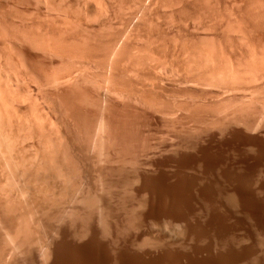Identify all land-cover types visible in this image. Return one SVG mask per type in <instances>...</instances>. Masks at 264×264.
<instances>
[{
    "label": "rangeland",
    "instance_id": "rangeland-1",
    "mask_svg": "<svg viewBox=\"0 0 264 264\" xmlns=\"http://www.w3.org/2000/svg\"><path fill=\"white\" fill-rule=\"evenodd\" d=\"M49 1L0 0V22H2L0 23V73L3 74H0V80L2 77L4 78L0 81V94H2L0 98L3 96L0 100L2 102L0 115H3L0 117V186L3 185L0 187V224L2 225H0V264H6L8 260L7 264H264V0H209L207 2L206 0H92L94 4L90 0ZM103 1L105 2L103 3ZM56 11L61 13L58 14ZM251 17L253 18L251 19ZM254 21H257L258 24ZM47 22L50 23L45 25ZM77 24H80L82 29ZM236 26L240 29H237ZM69 29H72L73 32L72 30L69 32ZM13 36L14 42L11 41ZM8 37L9 39H7ZM23 38H26L24 40L27 42L23 41ZM239 38L242 41H239ZM62 40L66 41L62 43ZM237 44L242 45L243 48ZM203 45L204 47H202ZM9 47L10 49H8ZM69 47L72 49H68ZM12 52L13 54H11ZM110 63L112 64L110 65ZM59 64L62 66L61 71ZM21 66L23 67L21 68ZM57 68L60 72L56 70ZM249 68L255 69L250 70ZM223 70L225 71L223 72ZM6 71L9 76L6 75ZM243 73L246 77L243 76ZM13 75L18 80H14ZM233 76L235 77L233 78ZM28 78L30 80L33 78L32 82ZM84 79L86 80L84 81ZM20 80L25 82L23 81L22 84ZM15 81H18V86ZM34 81L35 83H33ZM46 82L47 84H45ZM50 82L54 85H51ZM1 83L4 85L2 86ZM102 83L103 85H101ZM15 86L18 87L16 90ZM13 89L15 91L12 92ZM10 91L12 93L18 91L16 93L19 96ZM26 91L27 94L33 92L28 94L29 98L25 95ZM241 91L242 93H240ZM9 93L15 100L9 96ZM24 96L27 98L25 99ZM25 100L28 101L25 102ZM34 100L40 104L38 105ZM39 100L41 101L39 102ZM84 102L86 103L84 104ZM4 105L8 106L6 110H4ZM42 110L47 111L43 112ZM15 111L20 115L18 116ZM37 111L39 115H36ZM73 111H76L77 114L74 115ZM7 112H12L14 115L12 113L7 115ZM32 116L35 117L34 120ZM40 116L41 118H39ZM44 116L48 118L45 120ZM7 118L9 119L6 120ZM240 119H243L242 122ZM9 122L11 124H8ZM16 122L17 125H14ZM27 123H30L28 128L31 127L33 132L26 127ZM37 126L43 132L36 129ZM62 127L68 130H64ZM53 128L58 130L55 131ZM36 133L45 136L42 137ZM46 133H50L52 136ZM53 133L66 137L67 142L69 140L68 144L72 150L71 157L80 169L79 184L82 188H80L81 191H78L82 194L74 189L72 191V183H68L67 176L63 177L65 175L63 167H59L60 171L62 170L60 172L63 174L62 176L60 173L55 175L57 174L55 172L51 173L54 175L52 177L48 173V177L44 179L42 177L47 172L35 169L39 164V150L43 147L42 142L45 140L46 143L48 140L46 145L52 144L49 146L58 143L56 138L59 136L57 135V137ZM34 134L36 135L34 136ZM3 135L5 136L3 137ZM20 136L22 137L17 138ZM6 137L13 145L12 148H7L10 144L9 140L6 141ZM38 137L40 138L38 139ZM27 139L30 142H26ZM11 140L14 141V144ZM35 140L37 141L35 142ZM107 141L109 144L106 143ZM17 155L21 158L18 159ZM15 164L21 166L17 167ZM62 165L60 164V166ZM34 169L36 173H33ZM31 175L41 177L35 176L36 178L33 179L30 177ZM23 179L24 181H22ZM98 182L101 183V186ZM60 185L62 189H60ZM63 185H66V189ZM19 187H23L21 191L24 190V192H21ZM48 188L51 189L48 190ZM86 191L96 197L97 207H89L85 202ZM59 193H62V196ZM71 193H74V196ZM30 194L32 197L29 196ZM64 196L66 197L62 200ZM3 197H5V201ZM30 199L31 201H29ZM101 201L102 203H100ZM4 209L7 210L4 211ZM73 210L75 211L73 212ZM91 213L92 215H90ZM7 214L12 218H8ZM6 217L14 221H10L9 227L3 225V220ZM99 219L102 220L99 221ZM16 222H20V224ZM35 223L38 225L35 226ZM23 228L26 229L22 230ZM24 235L28 236H25L27 239L23 237ZM19 238L20 240H18ZM24 241H26V245ZM18 243L19 245L21 243L22 248ZM2 246L6 247L3 248L5 250L2 249ZM12 252L14 253L12 254ZM1 255L4 257L6 255V257L2 259ZM7 256L10 258L8 259Z\"/></svg>",
    "mask_w": 264,
    "mask_h": 264
},
{
    "label": "bare ground",
    "instance_id": "bare-ground-1",
    "mask_svg": "<svg viewBox=\"0 0 264 264\" xmlns=\"http://www.w3.org/2000/svg\"><path fill=\"white\" fill-rule=\"evenodd\" d=\"M17 1H18V0H17ZM23 1H24V0H23ZM35 1H36V0H35ZM45 1H46V0H45ZM48 1H49V0H48ZM60 1H61V0H60ZM75 1L77 2V0H75ZM90 1H91V3H92V0H90ZM100 1H102V0H100ZM111 1H112V0H111ZM114 1H115V0H114ZM128 1H129V0H128ZM149 1H150V0H149ZM155 1H156V0H155ZM164 1H167V0H164ZM164 1H163V2H164ZM203 1H204V0H203ZM207 1H209V0H206V2H207ZM237 1H238V0H237ZM242 1H243V0H242ZM247 1H248V0H247ZM9 2H10V1H9ZM37 2H38V1H37ZM49 2H50V1H49ZM53 2H54V1H53ZM53 2H52V3H53ZM57 2H58V1H57ZM62 2L65 3V1H62ZM70 2H71V1H70ZM83 2H84V1H83ZM83 2H82V3H83ZM86 2H87V1H86ZM97 2H98V1H97ZM104 2H105V1H103V3H104ZM106 2H107V1H106ZM173 2H175V1H173ZM180 2H181V1H180ZM196 2H197V1H196ZM22 3H23V2H22ZM33 3H34V2H33ZM35 3H36V2H35ZM39 3H40V2H39ZM39 3H38V4H39ZM64 3H63V4H64ZM67 4H68V3H67ZM67 4H66V6H67ZM77 4H78V3H77ZM80 4H81V3H80ZM85 4H86V3H85ZM92 4H94V3H92ZM99 4L101 5V3H99ZM99 4H98V5H99ZM115 4H116V3H115ZM120 4H121V2H120ZM140 4H141V3H140ZM147 4H148V3H147ZM182 4H183V3H182ZM184 4H185V3H184ZM202 4H203V3H202ZM206 4H207V3H206ZM49 5H50V4H49ZM49 5H48V6H49ZM87 5H88V4H87ZM90 5H91V4H90ZM96 5H97V4H96ZM122 5H123V4H122ZM151 5H152V4H151ZM162 5H163V3H162ZM188 5H189V3H188ZM237 5H238V4H237ZM48 6H46V7H48ZM60 6H61V5H60ZM105 6H106V5H105ZM110 6H111V4H110ZM168 6H169V5H168ZM168 6H167V7H168ZM181 6H182V5H181ZM203 6H204V5H203ZM10 7H11V6H10ZM56 7H57V6H56ZM61 7H62V6H61ZM80 7H81V6H80ZM83 7H85V5H83ZM96 7H97V6H96ZM106 7H107V6H106ZM153 7H154V6H153ZM171 7H172V6H171ZM178 7H179V6H178ZM193 7H194V6H193ZM205 7H206V6H205ZM207 7H208V6H207ZM237 7H238V6H237ZM239 7H240V6H239ZM13 8H14V7H13ZM21 8H22V7H21ZM65 8H66V7H65ZM77 8H78V7H77ZM161 8H162V7H161ZM183 8H184V7H183ZM202 8H203V7H202ZM208 8H209V7H208ZM222 8H223V7H222ZM6 9H7V8H6ZM31 9H32V8H31ZM67 9H68V8H67ZM78 9H79V8H78ZM78 9H77V10H78ZM97 9H98V8H97ZM99 9H101V8L99 7ZM117 9H118V7H117ZM144 9H145V8H144ZM170 9H171V8H170ZM174 9H175V8H174ZM197 9H198V7H197ZM259 9H260V8H259ZM13 10H14V9H13ZM46 10H47V8H46ZM50 10H51V9H50ZM54 10H55V9H54ZM54 10H53V11H54ZM57 10H58V9H57ZM77 10H76V12H77ZM106 10H107V9H106ZM111 10H112V9H111ZM157 10H158V9H157ZM165 10H166V9H165ZM165 10H164V11H165ZM172 10H173V9H172ZM172 10H171V11H172ZM180 10H181V9H180ZM260 10H261V9H260ZM44 11H45V9H44ZM51 11H52V10H51ZM51 11H50V12H51ZM61 11H62V10H61ZM70 11H71V9H70ZM80 11H81V10H80ZM88 11H89V10H88ZM94 11H95V10H94ZM99 11H100V10H99ZM99 11H98V12H99ZM102 11H103V10H102ZM108 11H110V10H108ZM138 11H139V10H138ZM166 11H167V10H166ZM184 11H185V10H184ZM194 11H195V10H194ZM199 11H200V10H199ZM202 11H203V10H202ZM46 12H49V11H46ZM56 12H57V11H56ZM56 12H54V13H55V15L57 16ZM68 12H69V11H68ZM84 12H85V11H84ZM111 12H113V11H111ZM158 12H159V11H158ZM192 12H193V10H192ZM197 12H198V11H197ZM212 12H213V11H212ZM218 12H219V11H218ZM11 13H12V12H11ZM14 13H15V12H14ZM54 13H53V14H54ZM57 13H58V12H57ZM60 13H61V12H59L58 14H60ZM77 13H78V12H77ZM81 13H83V12H81ZM87 13H88V12H87ZM87 13H85V14H87ZM100 13H101V12H100ZM100 13H98L99 16H100ZM151 13H152V12H151ZM244 13H245V12H244ZM251 13H252V11H251ZM259 13H260V12H259ZM26 14H27V13H26ZM42 14H43V13H42ZM44 14H45V13H44ZM62 14H63V13H62ZM88 14H90V13H88ZM103 14H105V12H103ZM116 14H117V13H116ZM171 14H172V13H171ZM176 14H178V13H176ZM184 14H185V13H184ZM194 14H195V12H194ZM210 14H211V13H210ZM222 14H223V12H222ZM245 14H246V13H245ZM253 14H254V12H253ZM257 14H258V13H257ZM262 14H263V13H262ZM48 15H49V14H48ZM48 15H47V16H48ZM55 15H54V16H55ZM65 15H66V14H65ZM69 15H70V14H69ZM73 15H74V14H73ZM82 15H83V14H82ZM93 15H94V14H93ZM101 15H102V14H101ZM105 15H106V14H105ZM212 15H213V14H212ZM249 15H250V14H249ZM39 16H40V15H39ZM45 16H46V15H45ZM63 16H64V14H63ZM71 16H72V15H71ZM103 16H104V15H103ZM107 16H108V14H107ZM126 16H127V15H126ZM194 16H195V15H194ZM217 16H218V15H217ZM239 16H240V15H239ZM242 16H243V15H242ZM251 16H252V15H251ZM254 16H255V15H254ZM20 17H21V16H20ZM26 17H27V16H26ZM26 17H25V18H26ZM73 17H75V16H73ZM144 17H145V16H144ZM163 17H164V16H163ZM214 17H215V16H214ZM227 17H228V16H227ZM237 17H238V16H237ZM47 18H48V17H47ZM49 18H50V17H49ZM75 18H76V17H75ZM83 18H84V17H83ZM85 18H86V17H85ZM87 18H88V17H87ZM107 18H108V17H107ZM132 18H133V17H132ZM198 18H199V16H198ZM233 18H234V17H233ZM248 18H249V16H248ZM252 18H253V17H251V19H252ZM260 18H262V17H260ZM9 19H10V18H9ZM44 19H45V18H44ZM59 19H60V17H59ZM99 19H101V18L99 17ZM124 19H125V18H124ZM129 19H130V18H129ZM189 19H190V18H189ZM216 19H217V18H216ZM256 19H257V18H256ZM35 20H36V18H35ZM71 20H72L71 22H73V19H71ZM85 20H86V19H85ZM89 20H90V19H89ZM130 20H131V19H130ZM167 20H168V19H167ZM237 20H238V19H237ZM253 20H254V19H253ZM45 21H46V20H45ZM50 21H52V20L50 19ZM53 21H54V19H53ZM57 21H58V20H57ZM60 21H61V20H60ZM77 21H78V20H77ZM86 21H87V20H86ZM94 21H95V19H94ZM126 21H127V20H126ZM162 21H163V20H162ZM192 21H193V20H192ZM194 21H195V20H194ZM219 21H220V20H219ZM257 21H258V20H257ZM257 21H256V22H257ZM27 22H28V21H27ZM78 22H79V21H78ZM78 22H77V23H78ZM84 22H85V21H84ZM102 22H103V21H102ZM213 22H214V21H213ZM222 22H223V21H222ZM222 22H221V23H222ZM254 22H255V21H254ZM256 22H255V23H256ZM261 22H262V21H261ZM0 23H2V22H0ZM48 23H50V22H47V24H45V25H48ZM61 23H62V22H61ZM66 23H67V21H66ZM171 23H172V22H171ZM210 23H211V22H210ZM232 23H233V21H232ZM241 23H242V22H241ZM7 24H8V23H7ZM43 24H44V23H43ZM68 24H69V23H68ZM257 24H258V22H257ZM261 24H262V23H261ZM54 25H55V24H54ZM77 25H79V27H80V24H77ZM102 25H104V24H102ZM155 25H156V24H155ZM218 25H219V24H218ZM236 25H237V24H236ZM239 25H241V24H239ZM253 25H254V24H253ZM40 26H42V25H40ZM43 26H44V25H43ZM49 26H51V25H49ZM190 26H191V25H190ZM233 26H234V23H233ZM256 26H257V25H256ZM261 26H262V25H261ZM29 27H30V26H29ZM29 27H28V28H29ZM37 27H39V26H37ZM54 27H56V26H54ZM109 27H110V25H109ZM123 27H124V26H123ZM223 27H224V26H223ZM250 27H251V26H250ZM31 28H32V27H31ZM59 28H60V26H59ZM77 28H78V27H77ZM80 28H81V27H80ZM118 28H119V27H118ZM158 28H159V26H158ZM177 28H178V27H177ZM197 28H198V27H197ZM203 28H204V27H203ZM224 28H226V27H224ZM227 28H228V27H227ZM236 28H237V26H236ZM238 28H239V27H238ZM238 28H237V29H238ZM252 28H253V27H252ZM39 29H40V28H39ZM43 29H44V28H43ZM47 29H48V28H47ZM67 29H68V28H67ZM75 29H76V26H75ZM81 29H82V28H81ZM208 29H209V28H208ZM239 29H240V28H239ZM244 29H245V27H244ZM250 29H251V28H250ZM260 29H261V28H260ZM3 30H4V29H3ZM7 30H8V29H7ZM14 30H15V29H14ZM35 30H36V28H35ZM56 30H57V28H56ZM65 30H66V29H65ZM71 30H72V29H71ZM71 30L69 29V32H70ZM89 30H90V29H89ZM103 30H104V29H103ZM106 30H107V29H106ZM135 30H136V29H135ZM176 30H177V29H176ZM234 30H235V29H234ZM10 31H11V30H10ZM10 31H9V32H10ZM15 31H16V30H15ZM25 31H26V29H25ZM30 31H31V30H30ZM43 31H44V30H43ZM53 31H54V30H53ZM63 31H64V30H63ZM74 31H75V30H74ZM80 31H81V30H80ZM87 31H88V30H87ZM224 31H225V30H224ZM253 31H254V30H253ZM257 31H258V30H257ZM1 32H2V31H1ZM11 32H12V31H11ZM19 32H20V30H19ZM45 32H46V31H45ZM51 32H52V31H51ZM55 32H57V31H55ZM64 32H65V31H64ZM72 32H73V30H72ZM84 32H85V30H84ZM97 32H98V31H97ZM108 32H109V31H108ZM113 32H114V31H113ZM132 32H133V30H132ZM236 32H237V31H236ZM247 32H248V31H247ZM249 32H251V31H249ZM25 33H26V32H25ZM32 33H33V32H32ZM48 33H49V32H48ZM93 33H94V32H93ZM93 33H92V34H93ZM238 33H239V32H238ZM0 34H1V33H0ZM11 34H12V33H11ZM16 34H17V33H16ZM22 34H23V33H22ZM27 34H28V31H27ZM40 34H42V33H40ZM51 34H52V33H51ZM53 34H54V33H53ZM56 34H57V33H56ZM58 34H60V33H58ZM61 34L63 35V33H61ZM67 34H68V31H67ZM88 34H89V33H88ZM33 35H34V34H33ZM33 35H32V37H33ZM35 35H36V34H35ZM46 35H47V34H46ZM72 35H73V34H72ZM76 35H77V33L75 34V36H76ZM109 35H110V34H109ZM227 35H228V34H227ZM227 35H225V36H227ZM239 35H240V34H239ZM24 36H25V34H24ZM26 36H27V35H26ZM41 36H42V35H41ZM50 36H51V35H50ZM63 36H64V35H63ZM67 36H68V35H67ZM70 36H71V35H70ZM84 36H85V35H84ZM198 36H199V35H198ZM235 36H236V35H235ZM251 36H252V35H251ZM16 37H17V36H16ZM30 37H31V36H30ZM36 37H37V36H36ZM46 37H47V36H46ZM53 37H54V36H53ZM61 37H62V36H61ZM61 37H60V38H61ZM107 37H108V36H107ZM151 37H152V36H151ZM254 37H255V36H254ZM11 38H12L11 41H13L14 36L11 37ZM68 38H69V37H68ZM83 38H84V37H83ZM90 38H91V37H90ZM95 38H96V37H95ZM137 38H138V37H137ZM183 38H184V37H183ZM206 38H207V37H206ZM248 38H250V37H248ZM257 38H258V37H257ZM7 39H9V37H8ZM18 39H19V38H18ZM21 39H22V38H21ZM24 39H26V38H23V41L27 42V41L24 40ZM30 39H32V38H30ZM30 39H29V40H30ZM33 39H34V38H33ZM49 39H50V38H49ZM64 39H65V37H64ZM80 39H81V38H80ZM96 39H97V38H96ZM204 39H205V38H204ZM207 39H208V38H207ZM207 39H206V40H207ZM233 39H234V38H233ZM236 39H237V37H236ZM16 40H17V39H16ZM29 40H28V41H29ZM34 40H35V39H34ZM41 40H42V39H41ZM45 40H46V39H45ZM69 40H70V39H69ZM240 40H241V39L239 38V41H240ZM245 40H246V39H245ZM250 40H251V39H250ZM17 41H18V40H17ZM42 41H43V40H42ZM52 41H53V39H52ZM63 41H66V40H62V43H63ZM70 41H72V40H70ZM77 41H78V40H77ZM86 41H87V40H86ZM114 41H115V40H114ZM203 41H204V40H203ZM208 41H209V40H208ZM229 41H230V40H229ZM229 41H228V43H229ZM241 41H242V40H241ZM13 42H14V41H13ZM32 42H33V41H32ZM32 42H30V43H32ZM40 42H41V41H40ZM82 42H84V41H82ZM152 42H153V41H152ZM196 42H198V41H196ZM204 42H205V41H204ZM209 42H210V41H209ZM219 42H220V41H219ZM224 42H225V41H224ZM234 42H235V41H234ZM247 42H248V41H247ZM2 43H3V42H2ZM6 43H7V42H6ZM17 43H18V42H17ZM47 43H48V41H47ZM118 43H119V41H118ZM175 43H176V42H175ZM184 43H185V42H184ZM241 43H242V42H241ZM252 43H253V42H252ZM13 44H14V43H13ZM33 44H34V43H33ZM33 44H31V46H32ZM53 44H54V43H53ZM143 44H144V43H143ZM231 44H232V43H231ZM245 44H247V43H245ZM17 45H18V44H17ZM23 45H24V44H23ZM63 45H65V44H63ZM73 45H74V44H73ZM89 45H90V44H89ZM94 45H95V44H94ZM237 45H240V44H237ZM255 45H256V43H255ZM257 45H258V44H257ZM42 46H43V45H42ZM42 46H41V47H42ZM46 46H47V44H46ZM50 46H51V45H50ZM57 46H58V44H57ZM67 46H68V45H67ZM83 46H84V45H83ZM86 46H87V45H86ZM147 46H148V45H147ZM219 46H220V45H219ZM240 46H242V45H240ZM248 46H249V45H248ZM251 46H252V45H251ZM251 46H250V47H251ZM26 47H27V46H26ZM28 47H30V46H28ZM32 47H33V46H32ZM39 47H40V46H39ZM64 47H65V46H64ZM71 47H72V46H71ZM100 47H101V46H100ZM117 47H118V46H117ZM124 47H125V46H124ZM161 47H162V46H161ZM199 47H200V46H199ZM202 47H204V45H203ZM216 47H217V45H216ZM225 47H226V46H225ZM244 47H245V46H244ZM254 47H255V46H254ZM30 48H31V47H30ZM30 48H29V49H30ZM37 48H38V47H37ZM75 48H76V47H75ZM213 48H214V47H213ZM229 48H230V47H229ZM233 48H234V47H233ZM242 48H243V46H242ZM8 49H10V47H9ZM32 49H35V48H32ZM32 49H31V50H32ZM44 49H45V48H43V51H45ZM48 49H49V47L47 48V50H48ZM68 49L71 50L72 48L69 47ZM107 49H108V47H107ZM119 49H120V47H119ZM183 49H184V48H183ZM185 49H186V48H185ZM197 49H198V48H197ZM202 49H203V48H202ZM216 49H217V48H216ZM231 49H232V48H231ZM235 49H236V48H235ZM6 50H7V49H6ZM37 50H38V49H37ZM37 50H36V51H37ZM58 50H59V49H58ZM74 50H75V49H74ZM98 50H100V49H98ZM195 50H196V49H195ZM211 50H212V49H211ZM217 50H218V49H217ZM225 50H226V49H225ZM236 50H237V49H236ZM246 50H247V49H246ZM246 50H245V51H246ZM3 51H4V50H3ZM10 51H11V50H10ZM40 51H41V49H40ZM51 51H52V50H51ZM51 51H50V52H51ZM55 51H56V50H55ZM78 51H79V50H78ZM88 51H89V50H88ZM105 51H106V50H105ZM108 51H109V49H108ZM134 51H135V50H134ZM203 51H204V50H203ZM218 51H219V50H218ZM234 51H235V50H234ZM243 51H244V50H243ZM248 51H249V49H248ZM251 51H252V50H251ZM50 52H49V53H50ZM52 52H53V51H52ZM62 52H63V51H62ZM74 52H75V51H74ZM81 52H82V51H81ZM116 52H117V51H116ZM196 52H197V51H196ZM210 52H211V51H210ZM246 52H247V51H246ZM258 52H259V51H258ZM55 53H57V52H55ZM59 53H60V52H59ZM100 53H101V52H100ZM187 53H188V52H187ZM203 53H204V52H203ZM222 53H223V52H222ZM239 53H240V52H239ZM254 53H255V51H254ZM11 54H13V52H12ZM31 54H32V53H31ZM40 54H41V53H40ZM200 54H201V53H200ZM227 54H228V53H227ZM247 54H248V53H247ZM260 54H261V53H260ZM260 54H259V55H260ZM0 55H1V54H0ZM17 55H18V54H17ZM20 55H21V53H20ZM50 55H51V54H50ZM54 55H55V54H54ZM81 55H82V54H81ZM88 55H89V54H88ZM124 55H125V54H124ZM197 55H199V54H197ZM210 55H211V54H210ZM231 55H232V54H231ZM249 55H250V53H249ZM249 55H248V56H249ZM252 55H253V54H252ZM5 56H6V55H5ZM5 56H4V57H5ZM34 56H35V55H34ZM48 56H49V55H48ZM84 56H85V55H84ZM106 56H107V55H106ZM118 56H119V55H118ZM206 56H207V55H206ZM215 56H216V55H215ZM217 56H218V55H217ZM222 56H223V55H222ZM222 56H221V58H222ZM235 56H236V55H235ZM256 56H257V55H256ZM14 57H15V56H14ZM50 57H51V56H50ZM81 57H82V56H81ZM81 57H79V58H80L79 60H81ZM85 57H86V56H85ZM108 57H109V56H108ZM111 57H112V56H111ZM111 57H110V58H111ZM119 57H120V56H119ZM123 57H124V56H123ZM193 57H194V56H193ZM226 57H227V56H226ZM260 57H261V56H260ZM262 57H263V56H262ZM18 58H20V57H18ZM22 58H23V56H22ZM43 58H44V57H43ZM54 58H55V57H54ZM65 58H66V57H65ZM72 58H73V57H72ZM72 58H71V59H72ZM83 58H84V57H83ZM206 58H207V57H206ZM215 58H216V57H215ZM224 58H225V57H224ZM227 58H229V57H227ZM4 59H5V58H4ZM4 59H2V60H4ZM6 59H7V58H6ZM59 59H60V57H59ZM67 59H69V58H67ZM73 59H74V58H73ZM112 59H113V58H112ZM194 59H195V58H194ZM194 59H193V60H194ZM210 59H211V58H210ZM216 59H218V58H216ZM245 59H246V57H245ZM251 59H253V58H251ZM257 59H258V58H257ZM257 59H255V60H257ZM87 60H88V59H87ZM92 60H93V59H92ZM198 60H199V59H198ZM200 60H201V59H200ZM200 60H199V61H200ZM207 60H208V59H207ZM212 60H213V59H212ZM214 60H215V59H214ZM218 60H219V59H218ZM247 60H248V59H247ZM10 61H12L11 58H10ZM10 61H9V62H10ZM15 61H16V60H15ZM18 61H19V60H18ZM31 61H32V60H31ZM37 61H38V60H37ZM57 61H59V60H57ZM69 61H70V60H69ZM83 61H84V60H83ZM102 61H103V60H102ZM108 61H109V60H108ZM108 61H107V62H108ZM114 61H115V60H114ZM199 61H198V62H199ZM202 61H203V60H202ZM216 61H217V60H216ZM222 61H223V60H222ZM239 61H240V60H239ZM243 61H245V60H243ZM250 61H251V60H250ZM250 61H249V62H250ZM253 61H254V60H253ZM261 61H262V60H261ZM21 62H22V59H21ZM21 62H20V63H21ZM49 62H50V61H49ZM89 62H90V61H89ZM96 62H97V61H96ZM99 62H100V61H99ZM112 62H113V61H112ZM189 62H190V61H189ZM205 62H207V61H205ZM209 62H210V61H209ZM217 62H218V61H217ZM219 62H220V61H219ZM255 62H256V61H255ZM6 63H7V62H6ZM12 63H13V62H12ZM23 63H24V62H23ZM23 63H22V64H23ZM39 63H40V62H39ZM47 63H48V62H47ZM55 63H56V62H55ZM59 63H60V62H59ZM70 63H71V62H70ZM93 63H94V62H93ZM104 63H105V62H104ZM113 63H115V62H113ZM118 63H119V61H118ZM183 63H184V62H183ZM186 63H188V62H186ZM191 63H192V62H191ZM213 63H214V61H213ZM253 63H254V62H253ZM263 63H264V62H263ZM263 63H262V65H263ZM2 64H3V63H2ZM2 64H1V65H2ZM10 64H11V63H10ZM14 64H15V63H14ZM27 64H28V63H27ZM31 64H32V63H31ZM60 64H62V63H60ZM60 64H59V66H61ZM66 64H67V63H66ZM89 64H90V63H89ZM111 64H112V63H110V65H111ZM115 64H116V63H115ZM192 64H193V63H192ZM200 64H201V63H200ZM208 64H209V63H208ZM208 64H207V65H208ZM247 64H248V63H247ZM258 64L260 65L259 62H258ZM43 65H45V64H43ZM117 65H118V64H117ZM189 65H191V64H189ZM189 65H188V66H189ZM198 65H199V64H198ZM211 65H212V63H211ZM211 65H210V66H211ZM213 65H214V64H213ZM217 65H218V64H217ZM226 65H227V64H226ZM262 65H261V66H262ZM6 66H7V65H6ZM11 66H12V65H11ZM15 66H16V64H15ZM41 66H42V65H41ZM46 66H47V65H46ZM59 66H58V67H59ZM92 66H93V65H92ZM113 66H114V65H113ZM203 66H204V65H203ZM246 66H247V65H246ZM2 67H3V66H2ZM16 67H17V66H16ZM22 67H23V66H21V68H22ZM64 67H65V66H64ZM114 67H115V66H114ZM189 67H190V66H189ZM192 67H193V66H192ZM197 67H198V66H197ZM200 67H201V66H200ZM247 67H248V66H247ZM247 67H246V68H247ZM263 67H264V66H263ZM4 68H5V67H4ZM7 68H8V67H7ZM12 68H13V67H12ZM25 68H26V67H25ZM30 68H31V67H30ZM66 68H67V67H66ZM69 68H70V67H69ZM72 68H74V67H72ZM105 68H106V67H105ZM110 68H111V66H110ZM115 68H116V67H115ZM187 68H188V67H187ZM205 68H206V67H205ZM13 69H14V68H13ZM13 69H12V70H13ZM16 69H17V68H16ZM28 69H29V68H28ZM61 69H62V66L60 67V71H61ZM94 69H95V68H94ZM112 69H113V68H112ZM203 69H204V68H203ZM208 69H209V68H208ZM217 69H218V68H217ZM222 69H223V68H222ZM226 69H227V68H226ZM226 69H225V70H226ZM249 69H250V68H249ZM251 69L254 70L255 68H251ZM251 69H250V70H251ZM4 70H5V69H4ZM10 70H11V69H10ZM21 70H22V69H21ZM23 70H24V69H23ZM49 70H50V69H49ZM53 70H54V69H53ZM56 70H58V68H57ZM64 70H65V68H64ZM64 70H63V71H64ZM108 70H109V69H108ZM113 70H114V69H113ZM225 70H223V72H224ZM257 70H260V69H257ZM262 70H263V69H262ZM8 71H9V70H8ZM15 71H16V70H15ZM25 71H26V70H25ZM25 71H24V72H25ZM51 71H52V70H51ZM58 71H59V70H58ZM60 71H59V72H60ZM71 71H73V70H71ZM74 71H75V70H74ZM208 71H209V70H208ZM227 71H229V70L227 69ZM233 71H234V70H233ZM245 71H246V70H245ZM2 72H3V69H2ZM11 72H13V71H11ZM24 72H23V73H24ZM53 72H54V71H53ZM59 72H58V73H59ZM65 72H66V71H65ZM109 72H111V71H109ZM247 72H249V71H247ZM4 73H5V72H4ZM16 73H17V72H16ZM39 73H40V72H39ZM192 73H193V72H192ZM221 73H222V72H221ZM221 73H220V74H221ZM260 73H261V72H260ZM0 74H2V73H0ZM10 74H11V73H10ZM28 74H29V71H28ZM63 74H64V73H63ZM65 74H66V73H65ZM65 74H64V75H65ZM193 74H194V73H193ZM201 74H203V73H201ZM211 74H212V73H211ZM217 74H218V73H217ZM243 74H244V73H243ZM257 74H258V73H257ZM2 75H3V74H2ZM6 75H8V74H7V71H6ZM11 75H12V74H11ZM14 75H15V73H14ZM14 75H13V77H14ZM18 75H19V74H18ZM25 75H26V74H25ZM25 75H24V76H25ZM33 75H34V74H33ZM36 75H37V74H36ZM51 75H52V74H51ZM60 75H61V74H60ZM73 75H74V74H73ZM106 75H107V74H106ZM209 75H210V73H209ZM213 75H214V74H213ZM224 75H225V73H224ZM224 75H223V76H224ZM252 75H253V74H252ZM254 75H255V74H254ZM4 76H5V75H4ZM8 76H9V75H8ZM29 76H30V75H29ZM29 76H28V77H29ZM67 76H68V75H67ZM118 76H119V75H118ZM205 76H206V75H205ZM207 76H208V75H207ZM243 76H245V74H244ZM256 76H257V75H256ZM258 76H259V75H258ZM260 76H261V75H260ZM260 76H259V77H260ZM11 77H12V76H11ZM18 77H19V76H18ZM25 77H26V76H25ZM33 77H34V76H33ZM43 77H44V76H43ZM70 77H71V76H70ZM70 77H69V78H70ZM234 77H235V76H233V78H234ZM245 77H246V76H245ZM250 77H251V75H250ZM0 78H1V77H0ZM8 78H9V77H8ZM14 78H15V79H14ZM14 78H13L14 80H18V78H16V76H15ZM20 78H21V76H20ZM22 78H23V77H22ZM37 78H38V76H37ZM45 78H46V77H45ZM51 78H52V77H51ZM66 78H67V77H66ZM79 78H80V77H79ZM109 78H110V77H109ZM115 78H116V77H115ZM204 78H205V77H204ZM229 78H230V77H229ZM233 78H232V79H233ZM241 78H242V74H241ZM252 78H253V77H252ZM254 78H256V77L254 76ZM2 79H4V78L2 77ZM2 79H1V80H2ZM9 79H10V78H9ZM28 79H29V78H28ZM32 79H33V78H32ZM32 79H31V80H32ZM49 79H50V78H49ZM54 79H55V78H54ZM56 79H57V78H56ZM77 79H78V77H77ZM82 79H83V78H82ZM89 79H90V78H89ZM207 79H209V78H207ZM215 79H216V78H215ZM224 79H225V78H224ZM236 79H237V78H236ZM246 79H247V78H246ZM250 79H251V78H250ZM1 80H0V81H1ZM29 80H30V79H29ZM31 80H30V81H31ZM67 80H68V79H67ZM67 80H66V82H68ZM71 80H72V79H71ZM73 80H74V79H73ZM73 80H72V81H73ZM85 80H86V79H84V81H85ZM254 80H255V79H254ZM261 80H262V79H261ZM6 81H8V80L6 79ZM9 81H10V80H9ZM20 81H22V80H20ZM23 81H24V80H23ZM23 81H22V84H23ZM26 81H27V80H26ZM38 81H39V80H38ZM38 81H37V82H38ZM55 81H56V80H55ZM63 81H64V80H63ZM63 81H61V82L63 83ZM69 81H70V80H69ZM88 81H89V80H88ZM107 81H108V80H107ZM109 81H110V80H109ZM220 81H221V80H220ZM220 81H219V82H220ZM248 81H249V80H248ZM255 81H256V80H255ZM259 81H260V79H259ZM3 82H4V81H3ZM3 82H2V83H3ZM15 82H17V86H18V85H19V84H18V81H15ZM15 82H14V85H16ZM24 82H25V81H24ZM31 82H32V81H31ZM48 82H49V81H48ZM58 82H59V81H58ZM75 82H76V81H75ZM118 82H119V81H118ZM205 82H206V81H205ZM222 82H223V81H222ZM229 82H230V81H229ZM229 82H228V83H229ZM236 82H237V81H236ZM242 82H243V81H242ZM251 82H252V84H254V83H253V80H251ZM2 83H1V85H2ZM27 83H28V82H27ZM27 83H26V84H27ZM33 83H35V81H34ZM53 83H55V82H53ZM68 83H69V82H68ZM124 83H125V82H124ZM212 83H213V82H212ZM237 83H239V82H237ZM245 83H246V81H245ZM9 84H10V82H9ZM28 84H29V83H28ZM45 84H47V82H46ZM50 84H51V82H50ZM65 84H67V83H65ZM90 84H91V83H90ZM106 84H107V82H106ZM109 84H110V83H109ZM116 84H117V83H116ZM234 84H235V83H234ZM3 85H4V84H3ZM3 85H2V86H3ZM5 85H6V82H5ZM33 85H34V84H33ZM37 85H38V84H37ZM51 85H54V84H51ZM59 85H60V84H59ZM63 85H64V83H63ZM85 85H86V84H85ZM91 85H92V84H91ZM93 85H94V84H93ZM101 85H103V83H102ZM229 85H231V84H229ZM232 85H233V84H232ZM10 86H11V84H10ZM26 86H27V85H26ZM61 86H62V85H61ZM233 86H234V85H233ZM238 86H239V85H238ZM11 87H12V86H11ZM11 87H10V88H11ZM19 87H20V86H19ZM33 87H34V86H33ZM45 87H46V86H45ZM57 87H59V86L57 85ZM72 87H73V86H72ZM95 87H96V86H95ZM243 87H244V86H243ZM4 88H5V86H4ZM17 88H18V87L15 86L14 89L16 90ZM20 88H22V87H20ZM23 88H24V87H23ZM30 88H32V87H30ZM36 88H37V87H36ZM219 88H220V87H219ZM7 89H8V88H7ZM7 89H5V90H7ZM14 89L12 90V92L15 91ZM24 89H25V88H24ZM51 89H53V88H51ZM56 89H57V88H56ZM56 89H55V91H56ZM77 89H78V88H77ZM101 89H102V88H101ZM101 89H100V90H101ZM125 89H126V88H125ZM229 89H230V88H229ZM252 89H253V88H252ZM258 89H260V88H258ZM1 90H2V89H1ZM3 90H4V89H3ZM38 90H39V89H38ZM40 90H41V89H40ZM105 90H106V89H105ZM225 90H226V89H225ZM245 90H246V89H245ZM19 91H21V90H19ZM27 91H28V88H27ZM27 91H26V94H25V93H24V94L27 95L28 98H29V95H28V94L33 93V92H29V93L27 94ZM31 91H32V89H31ZM36 91H37V90H36ZM41 91H42V90H41ZM64 91H65V89H64ZM75 91H76V89H75ZM80 91H81V90H80ZM80 91H79V92H80ZM97 91H98V89H97ZM103 91H104V90H103ZM109 91H111V90H109ZM219 91H220V90H219ZM258 91H259V90H258ZM0 92H1V91H0ZM2 92H3V91H2ZM7 92H8V90H7ZM7 92H6V93H7ZM10 92H11V91H10ZM12 92H11V93H12ZM16 92H18V91H16ZM16 92H14V93H16ZM21 92H22V91H21ZM34 92H35V91H34ZM37 92H38V91H37ZM43 92H45V91H43ZM70 92H71V91H70ZM72 92H73V91H72ZM107 92H108V91H107ZM113 92H114V91H113ZM117 92H118V91H117ZM220 92H221V91H220ZM248 92H249V91H248ZM6 93H5V94H6ZM11 93H9V94H10V95H9L10 97L12 96ZM14 93H12V94H14ZM38 93H39V92H38ZM63 93H64V92H63ZM66 93H67V92H66ZM82 93H83V92H82ZM86 93H87V92H86ZM115 93H116V92H115ZM120 93H121V92H120ZM228 93H229V92H228ZM233 93H234V92H233ZM240 93H242V91H241ZM254 93H255V92H254ZM16 94L18 95V93H16ZM44 94H45V93H44ZM50 94H51V93H50ZM71 94H72V93H71ZM84 94H85V93H84ZM108 94H109V93H108ZM112 94H113V93H112ZM0 95H2V94H0ZM17 95H16V96H17ZM37 95H38V94H37ZM46 95H47V94H46ZM55 95H56V94H55ZM60 95H62V94H60ZM114 95H115V94H114ZM119 95H120V94H119ZM122 95H123V94H122ZM122 95H121V96H122ZM6 96H7V95H6ZM18 96H19V95H18ZM30 96L32 97L33 95H30ZM34 96H35V95H34ZM39 96H40V95H39ZM41 96H42V95H41ZM44 96H45V95H44ZM47 96H48V95H47ZM52 96H53V95H52ZM71 96H72V95H71ZM80 96H81V95H80ZM104 96H105V95H104ZM115 96H116V95H115ZM2 97H3V96H2ZM2 97L0 98V100L2 99ZM13 97H15V96H13ZM20 97H21V96H20ZM78 97H79V96H78ZM90 97H91V96H90ZM92 97H94V96H92ZM100 97H101V96H100ZM106 97H107V96H106ZM240 97H241V96H240ZM11 98H12V97H11ZM24 98L26 99L27 97L24 96ZM24 98H23V99H24ZM50 98H51V97H50ZM55 98H56V97H55ZM241 98H242V97H241ZM6 99H7V98H6ZM8 99H9V98H8ZM12 99L15 100V98H12ZM19 99H20V98H19ZM31 99H32V98H31ZM34 99H35V98H34ZM46 99H47V98H46ZM252 99H253V98H252ZM256 99H257V98H256ZM4 100H5V98H4ZM14 100H13V101H14ZM32 100H33V99H32ZM42 100H43V98H42ZM47 100H48V99H47ZM69 100H70V99H69ZM80 100H82V99H80ZM101 100H102V99H101ZM108 100H109V98H108ZM10 101H11V100H10ZM13 101H12V102H13ZM19 101H21V99H20ZM22 101H24V100H22ZM26 101H28V100H25V102H26ZM34 101L37 103L36 100H34ZM34 101H33V103H34ZM40 101H41V100H39V102H40ZM45 101H46V100H45ZM86 101H88L87 98H86ZM90 101H91V99H90ZM98 101H99V100H98ZM259 101H260V100H259ZM12 102H11V103H12ZM16 102L18 103V100H16ZM28 102L30 103V99H29ZM59 102H60V101H59ZM62 102H63V100H62ZM68 102H69V101H68ZM99 102H100V101H99ZM112 102H113V101H112ZM1 103H2V102H0V104H1ZM8 103H9V102H8ZM8 103H7V104H8ZM22 103H23V102H22ZM43 103H44V102H43ZM43 103H42V104H43ZM85 103H86V102H84V104H85ZM102 103H103V102H102ZM261 103H262V102H261ZM7 104H6V105H7ZM31 104H32V103H31ZM31 104H30V106H31ZM37 104H38V103H37ZM39 104H40V103H39ZM39 104H38V105H39ZM50 104H51V103H49V105H50ZM81 104H82V103H81ZM81 104H79V105H81ZM247 104H248V103H247ZM253 104H254V103H253ZM6 105H4L5 108H4V106H3L4 110H6V108L8 107V106H6ZM14 105H15V104H14ZM38 105H37V106H38ZM53 105H56V104L53 103ZM99 105H100V104H99ZM122 105H123V104H122ZM27 106H28V105H27ZM30 106H28V107H30ZM33 106H34V105H33ZM35 106H36V105H35ZM50 106H51V105H50ZM84 106H85V105H84ZM203 106H204V105H203ZM239 106H240V105H239ZM248 106H250V105H248ZM11 107H12V106H11ZM14 107H16V106H14ZM42 107H43V106H42ZM59 107H60V106H59ZM89 107H90V106H89ZM94 107H95V106H94ZM126 107H127V106H126ZM194 107H195V106H194ZM219 107H220V106H219ZM246 107H247V106H246ZM9 108H10V106H9ZM9 108H8V109H9ZM17 108H18V107H17ZM26 108H27V107H26ZM49 108H51V107H49ZM57 108H58V106H57ZM83 108H84V107H83ZM90 108H91V107H90ZM98 108H100V107H98ZM192 108H193V107H192ZM192 108H191V110H192ZM204 108H205V107H204ZM261 108H262V107H261ZM30 109H31V108H30ZM36 109H37V107H36ZM43 109H44V108H43ZM46 109H47V108H46ZM52 109H53V108H52ZM95 109H96V108H95ZM124 109H125V108H124ZM193 109H194V108H193ZM198 109H199V108H198ZM248 109H249V108H248ZM11 110H12V109H11ZM53 110H55V109H53ZM57 110H58V109H57ZM61 110H62V109H61ZM64 110H65V109H64ZM64 110H63V111H64ZM108 110H109V109H108ZM112 110H113V109H112ZM199 110H200V109H199ZM214 110H215V109H214ZM218 110H219V109H218ZM250 110H252V109H250ZM256 110H257V109H256ZM256 110H255V111H256ZM260 110H261V109H260ZM13 111H14V110H13ZM13 111H12V112H13ZM20 111H21V110H20ZM34 111H35V110H34ZM34 111H33V113H34ZM42 111L45 112V111H47V110H42ZM42 111H41V112H42ZM51 111H52V110H51ZM51 111H49V112H51ZM98 111H99V110H98ZM200 111H202V110H200ZM235 111H236V110H235ZM257 111H258V110H257ZM1 112H2V110H1ZM4 112H5V111H4ZM12 112H9V113H12ZM15 112H16V111H15ZM39 112H40V110H39ZM43 112H42V113H43ZM53 112H54V111H53ZM53 112H52V113H53ZM99 112H100V111H99ZM107 112H108V111H107ZM107 112H106V113H107ZM195 112H196V111H195ZM204 112H206V111H204ZM214 112H215V111H214ZM247 112H248V111H247ZM2 113H3V112H2ZM9 113L7 112V115H8ZM13 113H14V112H13ZM13 113H12V114H13ZM20 113H21V112H20ZM26 113H27V111H26ZM30 113H31V112H30ZM33 113H31V114H33ZM58 113H59V112H58ZM67 113H68V112H67ZM202 113H203V111H202ZM206 113H208V112H206ZM210 113H211V112H210ZM4 114H5V113H4ZM14 114H15V113H14ZM14 114H13V115H14ZM16 114H18V113L16 112ZM23 114H24V113H23ZM23 114H22V115H23ZM31 114H30V116H31ZM34 114H35V113H34ZM37 114L39 115L38 111H37L36 115H37ZM46 114H47V113H46ZM46 114H45V115H46ZM53 114H54V113H53ZM59 114H60V113H59ZM61 114H62V113H61ZM73 114L76 115L77 112H76V111H73ZM103 114H105V113H103ZM115 114H116V113H115ZM130 114H131V113H130ZM196 114H197V113H196ZM198 114H199V113H198ZM203 114H204V113H203ZM208 114H209V113H208ZM214 114H215V113H214ZM235 114H236V113H235ZM238 114H239V113H238ZM243 114L246 115V113H243ZM1 115H2V114H1ZM1 115H0V117H1ZM19 115H20V114H18V116H19ZM22 115H21V116H22ZM24 115H25V114H24ZM41 115H42V114H41ZM78 115H79V114H78ZM109 115H110V114H109ZM194 115H195V114H194ZM236 115H237V114H236ZM236 115H235V116H236ZM240 115H242V113H240ZM2 116H3V115H2ZM5 116H6V114H5ZM21 116H20V117H21ZM26 116H27V114H26ZM26 116H25V117H26ZM34 116H35V115H34ZM34 116H32L33 120L35 119ZM47 116H48V115H47ZM53 116H54V115H53ZM53 116H52V117H53ZM59 116H60V115H59ZM59 116H58V117H59ZM79 116H80V115H79ZM113 116H114V115H113ZM126 116H127V115H126ZM198 116H199V115H198ZM7 117H9V116H7ZM22 117H23V116H22ZM42 117H43V116H42ZM44 117H45V116H44ZM48 117H49V116H48ZM48 117H45V120H46V118H48ZM55 117H56V116H55ZM62 117H63V115H62ZM69 117H71V115H69ZM69 117H68V118H69ZM119 117H120V116H119ZM201 117H202V116H201ZM238 117H239V116H238ZM3 118H5V117H3ZM11 118H12V117H11ZM11 118H10V119H11ZM13 118H15V117H13ZM23 118H24V117H23ZM28 118H29V115H28ZM30 118H31V117H30ZM39 118H41V116H40ZM71 118H72V117H71ZM192 118H193V117H192ZM227 118H228V117H227ZM229 118H230V116H229ZM233 118H234V117H233ZM235 118H236V117H235ZM241 118H242V117H241ZM245 118H246V117H245ZM8 119H9V118H7L6 120H8ZM18 119H19V118H18ZM18 119H15V121H16V120L18 121ZM20 119L22 120V118H20ZM36 119H38L37 116H36ZM58 119H59V118H58ZM61 119H62V118H61ZM61 119H60V120H61ZM97 119H98V118H97ZM196 119H197V118H196ZM237 119H238V118H237ZM237 119H236V120H237ZM33 120H32V121H33ZM41 120H43V119H41ZM49 120H52V119H49ZM73 120H74V118H73ZM103 120H104V119H103ZM240 120H241V119H240ZM242 120H243V119H242ZM242 120H241V122H242ZM15 121H14V123H15ZM24 121H25V118H24ZM24 121H23V122H24ZM30 121H31V120H30ZM47 121H48V120H47ZM47 121H46V122H47ZM64 121H66V120H64ZM112 121H113V120H112ZM222 121H223V120H222ZM25 122H26V121H25ZM27 122H28V121H27ZM36 122H37V120H36ZM36 122H33V123H36ZM38 122H39V121H38ZM41 122H42V121H41ZM44 122H45V121H44ZM71 122H72V121H71ZM94 122H95V121H94ZM100 122H101V121H100ZM110 122H111V121H110ZM217 122H218V121H217ZM225 122H227V121H225ZM236 122H237V121H236ZM245 122H246V121H245ZM2 123H3V122H2ZM33 123H31V124H33ZM3 124H4V123H3ZM3 124H2V126H3ZM8 124H11V123L9 122ZM12 124H13V123H12ZM19 124H20V123H19ZM19 124H18V125H19ZM22 124H23V123H22ZM29 124H30V123H29ZM29 124L27 123V126H26L27 128H28V125H29ZM36 124H38V123H36ZM39 124H41V123H39ZM50 124H52V123L50 122ZM50 124L48 123V125H50ZM61 124H62V123H61ZM88 124H89V123H88ZM14 125H17V122H16V124H14ZM14 125H12V126H14ZM52 125H55V124H52ZM56 125H57V124H56ZM58 125H59V124H58ZM70 125H71V124H70ZM105 125H106V124H105ZM21 126H22V125H21ZM24 126H25V125H24ZM29 126H30V125H29ZM39 126H40V125H39ZM42 126H43V125H42ZM50 126H51V125H50ZM62 126H63V124H62ZM66 126H67V125H66ZM71 126H72V125H71ZM81 126H82V125H81ZM100 126H101V125H100ZM127 126H128V125H127ZM6 127H8V126H6ZM32 127H33V126H32ZM40 127H41V126H40ZM48 127H49V126H48ZM51 127H52V126H51ZM54 127H56V126H54ZM57 127H60V126H57ZM4 128H5V127H4ZM13 128H15V126H14ZM17 128H18V127H17ZM41 128H42V127H41ZM46 128H47V127H46ZM60 128H61V127H60ZM62 128L64 129V127H62ZM76 128H77V127H76ZM103 128L105 129V127H103ZM106 128H107V127H106ZM2 129H3V127H2ZM2 129H1V131H3ZM20 129H21V128H20ZM20 129H18V130H20ZM28 129H29V130H30V129L32 130L31 127H29ZM36 129L39 130L38 126H37ZM44 129H45V127H44ZM48 129H49V128H48ZM53 129H54V128H53ZM56 129H57V128H56ZM66 129H67V128H66ZM66 129H64V130H66ZM101 129H102V128H101ZM128 129H129V128H128ZM247 129H248V128H247ZM4 130H5V129H4ZM7 130H8V128H7ZM23 130H25V129L23 128ZM29 130H28V131H29ZM41 130H42V129H41ZM41 130H39V131H40V132H43V131H41ZM45 130H46V129H45ZM50 130H52V129H50ZM54 130H55V129H54ZM57 130H58V129H57ZM57 130H55V131H57ZM67 130H68V129H67ZM77 130H78V129H77ZM102 130H103V129H102ZM20 131H21V130H20ZM20 131H19V133H20ZM28 131H27V132H28ZM39 131H38V132H39ZM47 131H48V130H47ZM88 131H89V130H88ZM99 131H100V130H99ZM4 132H5V131H4ZM8 132H9V131H8ZM32 132H33V130H32ZM45 132H46V131H45ZM51 132H52V131H51ZM51 132H50V133H51ZM76 132H77V131H76ZM76 132H75V133H76ZM90 132H91V131H90ZM106 132H107V130H106ZM1 133H2V132H1ZM9 133H10V132H9ZM15 133H16V132H15ZM15 133H14V134H15ZM17 133H18V132H17ZM19 133H18V134H19ZM34 133H35V130H34ZM50 133H48L49 136H52V135H50ZM57 133H58V132H57ZM64 133H65V132H64ZM78 133H79V132H78ZM99 133H100V132H99ZM103 133H104V132H103ZM108 133H109V132H108ZM120 133H122V132H120ZM127 133H128V132H127ZM22 134L24 135V133H22ZM28 134H29V132H28ZM31 134H32V133H31ZM36 134H39V135H40V133H36ZM36 134H34V136H35ZM43 134H44V133H43ZM46 134H47V133H46ZM48 134H47V135H48ZM53 134H54V133H53ZM60 134H61V133H60ZM66 134H67V133H66ZM73 134H74V133H73ZM89 134H90V133H89ZM101 134H102V133H101ZM1 135H2V134H1ZM5 135H6V133H5ZM5 135H3V137H4ZM10 135H11V134H10ZM16 135H17V134H16ZM23 135H22V136H23ZM41 135H42V134H41ZM41 135H40V136H41ZM54 135H55V134H54ZM57 135H58V134H57ZM57 135H55V136H57ZM74 135H75V134H74ZM84 135H85V134H84ZM106 135H108V134H106ZM7 136H8V135H7ZM14 136H15V135H14ZM22 136L17 137V138H21ZM32 136H33V135H32ZM43 136H45V135H42V137H43ZM58 136H59V135H58ZM58 136H57V137H58ZM89 136H90V135H89ZM24 137L26 138V136H24ZM27 137H28V136H27ZM46 137H47V136H46ZM69 137H70V136H69ZM80 137H81V136H80ZM80 137H79V139H80ZM85 137H86V136H85ZM104 137H105V136H104ZM110 137H111V136H110ZM120 137H123V136H120ZM129 137H130V136H129ZM7 138H8V137H6V141L9 140V138H8V139H7ZM10 138H11V137H10ZM12 138H13V137H12ZM25 138H24V139H25ZM39 138H40V137H38V139H39ZM51 138H52V137H51ZM65 138H66V137H65ZM65 138L62 137V135H60L58 138H56V139H58V140H56L58 143H55L56 145H53L54 147H53V146H49L51 143H50L49 145H46V143H47L48 140H46V143H45V140L42 142V143H43V147H41V150L38 149V150L40 151V159H39V161H38V159H37V161L39 162V164H38V166H36L37 164L35 165V166H36L35 169L37 168L36 170H39L40 172H41V171H42V172H47V173H46L47 176H46V175L43 176V175L40 174L41 176H43L42 178L44 179L45 177H48V173H49V175H50L51 173L53 174V173L56 172L57 174H55V175H59V173L62 172V170L60 171L61 168H59V167H63L62 169H63V173H65V175H63L62 173H60V174H61V176L63 175V177L65 176V178H66V176H67V178L69 179V182H68V183H70V182L72 183V184H71L72 191H73V189H74L75 191H76V190H77V191H78V190L81 191L80 188H82V187H81V185L79 184V183H80V180H79V179H80V176H81V175H80V169H79V167H78V164H77V163L72 159V157H71V154H70V153L72 152V150L70 149V145L68 144L69 140H68V142H67V140H66ZM100 138H101V137H100ZM22 139H23V138H22ZM31 139H33V138H31ZM31 139H29V140H31ZM42 140H43V139H42ZM42 140H40V141H42ZM49 140H50V138H49ZM84 140H85V139H84ZM100 140H103V139H100ZM11 141L13 142L12 144H14V141H13V140H11ZM15 141H16V139H15ZM18 141H20V140H18ZM22 141H23V140H22ZM27 141H28V139L26 140V142H27ZM36 141H37V140H35V142H36ZM53 141H54V140H53ZM80 141H81V140H80ZM82 141H83V139H82ZM113 141H114V139H113ZM115 141H116V139H115ZM20 142H21V141H20ZM24 142H25V141H24ZM28 142H30V141H28ZM31 142H32V141H31ZM35 142H34V143H35ZM54 142H55V141H54ZM71 142H73V141H71ZM84 142H85V141H84ZM100 142H101V141H100ZM100 142H98V143H100ZM102 142H103V141H102ZM110 142H111V141H110ZM124 142H125V141H124ZM16 143H19V142H16ZM16 143H15V144H16ZM37 143H38V142H37ZM40 143H41V142H40ZM52 143H53V142H52ZM80 143H81V142H80ZM106 143H108V141H107ZM9 144L11 145L10 140H9ZM19 144H20V143H19ZM47 144H48V143H47ZM73 144H74V143H73ZM101 144H102V143H101ZM108 144H109V143H108ZM118 144H119V143H118ZM118 144H115V145H118ZM123 144H124V143H123ZM6 145H8V144H6ZM10 145H9V146H10ZM31 145H33V144L31 143ZM31 145H30V146H31ZM51 145H52V144H51ZM81 145H82V144H81ZM84 145H85V144H84ZM104 145H105V144H104ZM9 146H7V148H12L13 145H11L10 147H9ZM17 146H18V145H17ZM40 146H41V145H40ZM99 146H100V145H99ZM102 146H103V145H102ZM107 146H108V145H107ZM111 146H112V145H111ZM124 146H125V145H124ZM32 147H33V146H32ZM103 147H104V146H103ZM112 147H113V146H112ZM125 147H126V146H125ZM131 147H132V146H131ZM39 148H40V147H39ZM83 148H84V147H83ZM98 148H99V147H98ZM104 148H105V147H104ZM106 148H107V147H106ZM113 148H114V147H113ZM122 148H123V147H122ZM122 148H121V149H122ZM69 149H70V152H69ZM72 149H73V148H72ZM108 149H109V146H108ZM110 149H111V148H110ZM127 149H128V148H127ZM112 150H113V149H112ZM10 151H11V150H10ZM31 151H32V150H31ZM113 151H114V150H113ZM35 152H36V151H35ZM104 152H105V151H104ZM125 152H126V151H125ZM127 152H128V151H127ZM33 153H34V152H33ZM75 153H76V152H75ZM81 153H82V152H81ZM30 154H31V152H30ZM59 154H60V156H59ZM73 154H74V153H73ZM101 154H102V153H101ZM117 154H118V153H117ZM117 154H116V155H117ZM120 154H121V153H120ZM33 155H34V154H33ZM79 155H80V154H79ZM123 155H124V154H123ZM17 156H18V155H17ZM17 156H16V157H17ZM29 156H30V155H29ZM31 156H32V155H31ZM36 156H37V154H36ZM106 156H107V155H106ZM34 157H35V156H34ZM59 157H60V158H59ZM80 157H81V156H80ZM118 157H119V156H118ZM19 158H21V157L18 156V159H19ZM26 158H27V157H26ZM26 158H25V159H26ZM31 158H32V157H31ZM78 158H79V157H78ZM109 158H110V156H109ZM11 159H12V158H11ZM16 159H17V158H16ZM32 159H35V158H32ZM117 159H118V158H117ZM123 159H124V158H123ZM123 159H122V160H123ZM28 160H31V159H28ZM105 160H106V159H105ZM12 161H13V160H12ZM25 161H26V160H25ZM78 161H79V160H78ZM80 161H81V160H80ZM17 162H18V161H17ZM28 162H29V161H28ZM122 162H123V161H122ZM18 163H20V162H18ZM18 163H17V164H18ZM25 163H26V162H25ZM112 163H113V162H112ZM131 163H132V162H131ZM20 164H21V163H20ZM60 164H63V165L60 166ZM124 164H125V163H124ZM12 165H14V164H12ZM15 165H16V164H15ZM23 165H24V164H23ZM28 165H29V164H28ZM117 165H118V164H117ZM119 165H121V164H119ZM129 165H130V163H129ZM16 166H17V165H16ZM20 166H21V165H18L17 167H20ZM25 166H26V165H25ZM29 166H30V165H29ZM104 166H105V165H104ZM10 167H11V166H10ZM13 167L15 168V166H13ZM13 167H12V169H14ZM26 167H27V166H26ZM31 167H32V166H31ZM99 167H100V166H99ZM127 167H129V166H127ZM109 168H110V167H109ZM129 168H130V167H129ZM26 169H28V167H27ZM35 169H34L33 171H35ZM95 169H96V168H95ZM97 169H98V168H97ZM116 169H117V168H116ZM119 169H120V168H119ZM14 170H15V169H14ZM17 170H18V169H17ZM24 170H25V168H24ZM82 170H83V167H82ZM107 170H108V169H107ZM126 170H127V169H126ZM26 171H27V170H26ZM33 171H32V172H33ZM104 171H105V170H104ZM9 172H10V171H9ZM15 172H16V171H15ZM37 172H38V171H37ZM40 172H38V173H40ZM97 172H98V171H97ZM100 172H101V170H100ZM106 172H107V171H106ZM106 172H105V173H106ZM111 172H112V171H111ZM115 172H116V171H115ZM126 172H127V171H126ZM13 173H14V171H13ZM13 173H12V174H13ZM27 173H28V172H27ZM30 173H31V170H30ZM33 173H36V171L33 172ZM38 173H37V174H38ZM129 173L131 174V172H129ZM15 174H16V173H15ZM21 174H22V173H21ZM31 174H32V173H31ZM43 174H44V173H43ZM52 174H51V175H52ZM9 175H10V174H9ZM24 175H25V174H24ZM93 175H94V174H93ZM96 175H97V174H96ZM21 176H23V175H21ZM25 176H26V175H25ZM35 176H36V175H35ZM35 176H34V177H35ZM41 176H40V177H41ZM83 176H84V175H83ZM94 176H95V175H94ZM105 176H106V175H105ZM119 176H120V174H119ZM11 177H12V176H11ZM13 177H14V175H13ZM16 177H17V176H16ZM30 177L32 178L33 176L31 175ZM34 177H33V179H34ZM36 177H39V175L36 176ZM36 177H35V178H36ZM40 177H39V178H40ZM52 177H54V175H52ZM55 177H56V176H55ZM58 177H59V176H58ZM63 177H61V178H63ZM131 177H132V176H131ZM23 178H24V177H23ZM25 178H27V177H25ZM31 178H30V179H31ZM61 178H60V179H61ZM89 178H90V177H89ZM94 178H95V177H94ZM110 178H111V177H110ZM14 179H15V178H14ZM17 179H18V178H17ZM33 179H32V180H33ZM37 179H38V178H37ZM43 179H41V180L43 181ZM48 179H49V178H48ZM53 179H55V178H53ZM53 179H52V180H53ZM85 179H86V178H85ZM98 179L100 180V182H102V180L100 179V177H98ZM98 179H97V180H98ZM106 179H107V178H106ZM113 179H114V178H113ZM27 180H28V179H27ZM66 180H67V179H66ZM86 180H87V179H86ZM99 180H98V181H99ZM124 180H125V179H124ZM127 180H129V179L127 178ZM14 181H15V180H14ZM14 181H13V182H14ZM22 181H24V179H23ZM38 181H39V180H38ZM38 181H37V183H38ZM47 181H48V180H47ZM47 181H46V182H47ZM83 181H84V180H83ZM95 181H96V180H95ZM103 181H104V180H103ZM110 181H111V180H110ZM9 182L11 183V181H9ZM58 182H59V181H58ZM58 182H57V183H58ZM62 182H65V181H62ZM62 182H60V183L62 184ZM86 182H87V181H86ZM92 182H93V181H92ZM100 182H98V183H99V186H101V185H100V184H101ZM10 183H9V184H10ZM14 183H15V182H14ZM14 183H13V184H14ZM22 183H23V182H22ZM22 183H21V184H22ZM31 183H32V182H31ZM31 183H29V184L31 185ZM37 183H36V184H37ZM43 183H45V182H43ZM53 183H54V182H53ZM82 183H83V182H82ZM93 183H94V182H93ZM96 183H97V182H96ZM124 183H125V182H124ZM9 184H8V185H9ZM15 184H16V183H15ZM15 184H14V185H15ZM19 184H20V183H19ZM58 184H59V183H58ZM64 184H65V183H64ZM85 184H86V183H85ZM109 184H110V183H109ZM113 184H114V183H113ZM10 185H11V184H10ZM17 185H18V184H17ZM17 185H16V187H17ZM39 185H40V184H39ZM86 185H87V184H86ZM86 185H85V186H86ZM94 185H95V184H94ZM121 185H122V183H121ZM2 186H3V185H1L0 187H2ZM18 186H22V185H18ZM23 186H25V185H23ZM36 186H37V185H36ZM45 186H46V183H45ZM48 186H49V185H48ZM50 186H51V185H50ZM50 186H49V187H50ZM60 186H61V185H60ZM63 186H64V185H63ZM65 186H66V185H65ZM65 186H64V188L66 189ZM124 186H125V184H124ZM9 187L11 188V186H9ZM25 187H27V186H25ZM32 187H33V186H32ZM46 187H47V186H46ZM53 187H54V186H53ZM68 187H69V186H68ZM83 187H84V186H83ZM88 187H89V186H88ZM103 187H104V186H103ZM105 187H106V186H105ZM12 188H13V186H12ZM21 188H23V187H19L20 191H21ZM27 188H28V187H27ZM34 188H35V187H34ZM41 188H42V186H41ZM43 188H44V186H43ZM64 188H63V190H64ZM69 188H70V187H69ZM108 188H109V187H108ZM3 189H4V188H3ZM14 189H15V186H14ZM24 189H25V188H24ZM38 189H39V187H38ZM38 189H37V190H38ZM44 189H45V188H44ZM50 189H51V188H50ZM50 189L48 188V190H50ZM60 189H62V186H61ZM60 189L58 190V192L60 191ZM87 189H89V188H87ZM103 189H104V188H103ZM106 189H107V188H106ZM0 190H1V189H0ZM16 190H17V188H16ZM35 190H36V189H35ZM46 190H47V189H46ZM92 190H93V189H92ZM22 191L24 192V190H22ZM22 191H21V192H22ZM27 191H28V190H27ZM53 191H54V190H53ZM61 191H62V190H61ZM65 191H66V190H65ZM65 191H64V192H65ZM79 191H78V193H79ZM83 191H84V190H83ZM25 192H26V191H25ZM33 192H37V191H33ZM43 192H44V191H43ZM50 192H51V191H50ZM67 192H68V191H67ZM67 192H66V193H67ZM84 192H85V191H84ZM40 193H41V191H40ZM62 193H63V192H62ZM62 193H61V194L59 193V194L62 196ZM68 193H69V192H68ZM80 193H81V192H80ZM80 193H79V194H80ZM90 193H91V192H90ZM94 193H95V192H94ZM106 193H107V192H106ZM31 194H32V193H31ZM31 194H30L29 196H31ZM49 194H50V193H49ZM71 194L73 195L74 193H71ZM75 194H76V193H75ZM81 194H82V193H81ZM84 194H85V193H84ZM4 195H5V194H4ZM8 195H9V194H8ZM20 195H21V194H20ZM22 195H23V194H22ZM44 195H45V192H44ZM92 195H93V194H92ZM102 195H103V194H102ZM5 196H7V195H5ZM24 196H26V194H24ZM51 196H52V195H51ZM56 196H57V195H56ZM56 196H55V198H57ZM73 196H74V195H73ZM106 196H108V195H106ZM123 196H124V195H123ZM13 197H15V196H13ZM31 197H32V196H31ZM35 197H36V196H35ZM37 197H38V196H37ZM42 197H43V196H42ZM45 197H46V196H45ZM65 197H66V196L62 197V200H63V198H65ZM70 197H71V196H70ZM80 197H81V195H80ZM100 197H101V195H100ZM3 198H4V201H5V197H3ZM33 198H34V196H33ZM46 198H48V197H46ZM50 198H51V197H50ZM67 198H68V197H67ZM74 198H75V197H74ZM84 198H85V199H84L85 202L88 204L89 207L94 208V206H96V199H95L96 197L91 196L90 194H88L87 191H86V194L84 195ZM102 198H104V197H102ZM9 199H10V198H9ZM37 199H38V198H37ZM41 199H42V198H41ZM43 199H45V198H43ZM78 199H79V198H78ZM78 199H77V200H78ZM99 199H100V198H99ZM11 200H13V199H11ZM38 200H39V199H38ZM68 200H69V199H68ZM6 201H7V199H6ZM9 201H10V200H9ZM9 201H8V202H9ZM16 201H17V198H16ZM29 201H31V199H30ZM47 201H48V200H47ZM54 201H55V200H54ZM56 201H57V200H56ZM97 201H98V199H97ZM12 202H13V201H12ZM12 202H11V203H12ZM23 202H24V201H23ZM39 202H40V201H39ZM43 202H44V200H43ZM49 202H50V201H49ZM104 202H105V201H104ZM3 203H5V202H3ZM6 203H7V202H6ZM18 203H19V202H18ZM26 203H27V202H26ZM36 203H37V202H36ZM41 203H42V202H41ZM41 203H40V205H41ZM55 203H56V202H55ZM61 203H62V202H61ZM78 203H79V202H78ZM81 203H82V202H80V204H81ZM100 203H102V201H101ZM8 204H9V203H8ZM8 204H7V205H8ZM15 204H16V202H15ZM31 204H32V203H31ZM50 204H51V203H50ZM52 204H54V203H52ZM82 204H83V203H82ZM84 204H85V203H84ZM98 204H99V203H98ZM2 205H3V204H2ZM19 205H20V204H19ZM23 205H24V204H23ZM27 205H28V204H27ZM43 205L46 206V204H43ZM38 206H39V205H38ZM47 206H48V205H47ZM80 206H81V205H80ZM105 206H106V205H105ZM0 207H1V206H0ZM7 207H9V206H7ZM13 207H14V206H13ZM21 207H22V206H21ZM51 207H52V206L50 205V209H51ZM81 207H82V206H81ZM96 207H97V206H96ZM100 207H101V206H100ZM34 208H35V207H34ZM48 208H49V207H48ZM98 208H99V207H98ZM98 208H97V209H98ZM105 208H106V207H105ZM105 208H103V210H106ZM1 209H2V208H1ZM10 209H11V207H10ZM10 209H9V210H10ZM30 209H31V208H30ZM35 209H36V208H35ZM39 209H40V208H39ZM50 209H48V210H50ZM53 209H54V205H53ZM71 209H72V208H71ZM6 210H7V209H6ZM6 210L4 209V211H6ZM27 210H28V209H27ZM37 210H38V209H37ZM44 210H45V209H44ZM44 210H42V211H44ZM79 210H80V209H79ZM87 210H88V209H87ZM92 210H93V209H92ZM99 210H100V208H99ZM107 210H108V209H107ZM13 211H14V209H13ZM28 211H29V210H28ZM42 211H41V212H42ZM74 211H75V210H73V212H74ZM77 211H78V209H77ZM85 211H86V208H85ZM93 211H94V210H93ZM15 212H17V211H15ZM34 212H35V211H34ZM49 212H50V211H49ZM99 212H100V211H99ZM101 212H103V211H101ZM105 212H106V211H105ZM6 213H7V212H6ZM31 213H32V212H31ZM42 213H43V212H42ZM75 213H76V212H75ZM83 213H84V212H83ZM88 213H89V212H88ZM0 214H1V213H0ZM43 214H44V213H43ZM43 214H41V215H43ZM78 214H79V213H78ZM99 214H100V213H99ZM104 214H105V213H104ZM4 215H5V214H4ZM12 215H14V213H12ZM38 215H39V214H38ZM52 215H53V214H52ZM80 215H81V214H80ZM83 215H84V214H83ZM86 215H87V214H86ZM90 215H92V213H91ZM100 215H102V214H100ZM105 215H106V214H105ZM32 216H33V215H32ZM72 216H73V214H72ZM74 216H75V215H74ZM87 216H88V215H87ZM7 217L10 218V216H8V214H7ZM7 217L4 218V220H3V218H2V220H3V222H4L3 225H6V227H7L8 225L10 226V221H11V220H9ZM27 217H28V216H27ZM75 217H76V216H75ZM91 217H92V216H91ZM11 218H12V217H11ZM11 218H10V219H11ZM15 218H16V217H15ZM85 218H86V216H85ZM99 218H100V217H99ZM102 218H103V217H102ZM17 219H18V218H17ZM31 219H32V218H31ZM18 220H19V219H18ZM29 220H30V219H29ZM29 220H28V222H29ZM79 220H80V219H79ZM82 220H83V219H82ZM101 220H102V219H101ZM101 220L99 219V221H101ZM12 221H13V220H12ZM12 221H11V222H12ZM21 221H22V220H21ZM21 221H20V222H21ZM23 221H24V220H23ZM25 221H26V218H25ZM25 221H24V222H25ZM35 221H36V220H35ZM38 221H40V220H38ZM0 222H1V221H0ZM13 222H14V221H13ZM20 222H19V223L16 222V223L20 224ZM24 222H23V223H24ZM82 222H83V221H82ZM29 223H30V222H29ZM29 223H27V224L30 225ZM37 223H38V222H37ZM37 223H35V224H36L35 226L38 225ZM25 224H26V223H25ZM103 224H104V223H103ZM0 225H1V224H0ZM41 225H42V224H41ZM41 225H40V226H41ZM86 225H87V224H86ZM1 226H2V225H1ZM9 226H8V227H9ZM26 226H27V225H26ZM104 226H105V225H104ZM104 226H103V227H104ZM4 227H5V226H4ZM18 227H19V225H18ZM20 227H21V226H20ZM23 227H24V226H23ZM16 228H17V226H16ZM34 228H36V227H34ZM37 228H38V227H37ZM37 228H36V229H37ZM24 229H26V228H23L22 230H24ZM27 229H28V226H27ZM3 230H4V228H3ZM6 230H7V229H6ZM6 230H5V231H6ZM15 230H16V229H15ZM40 230H41V228H40ZM25 231H26V230H25ZM27 231H28V230H27ZM30 231H31V230H29L28 232H30ZM14 232H15V231H14ZM21 232H22V231H21ZM40 232H41V231H40ZM5 233H7V232H5ZM25 233H26V232H25ZM7 234H8V233H7ZM7 234H5V235L7 236ZM10 234H11V233H10ZM12 235H13V234H12ZM28 235H29V233H28ZM14 236H15V235H14ZM14 236H13V237H14ZM25 236H27V235H24L23 237L25 238ZM29 236H30V235H29ZM7 237H9V235H8ZM13 237H12V238H13ZM27 237H28V236H27ZM9 238H11V237H9ZM14 239H15V238H14ZM25 239H27V238H25ZM1 240H2V239H1ZM18 240H20V238H19ZM18 240H17V241H18ZM22 240H24V239H22ZM12 241H15V240H12ZM2 242H4V241H2ZM24 242H25V245H26V241H24ZM24 242H23V243H24ZM16 243H17V242H16ZM13 245H14V244H13ZM18 245H19V243H18ZM20 245H21V243H20ZM20 245H19V246H20ZM27 246H28V245H27ZM27 246H26V247H27ZM20 247H21V246H20ZM23 247H24V246H23ZM3 248H6V247L2 246V249H3ZM12 248H13V247H12ZM14 248H15V246H14ZM16 248H17V247H16ZM18 248H19V247H18ZM21 248H22V247H21ZM40 248H41V246H40ZM19 249H20V248H19ZM3 250H5V249H3ZM38 250H39V249H38ZM41 250H42V249H41ZM44 250H45V249H44ZM13 251H14V250H13ZM18 251H20V250H18ZM1 252H2V250H1ZM7 252H8V251H7ZM4 253H5V252H4ZM10 253H11V252H10ZM13 253H14V252H12V254H13ZM15 253H16V252H15ZM26 253H27V252H26ZM1 254H2V253H1ZM44 254H45V253H44ZM46 254H47V253H46ZM6 255H7V254H6ZM6 255H5V257H6ZM9 255H10V254H9ZM1 256H2V255H1ZM24 256H25V255H24ZM40 256L42 257V255H40ZM45 256H46V255H45ZM2 257H3L2 259L5 258L4 256H2ZM7 258H8V256H7ZM7 258H6V259H7ZM9 258H10V257H9ZM9 258H8V259H9ZM8 259H7V260H8ZM29 260H30V259H29ZM7 262L9 263V260L6 261V264H7ZM0 263H1V262H0ZM2 263H3V261H2ZM4 264H5V263H4Z\"/></svg>",
    "mask_w": 264,
    "mask_h": 264
}]
</instances>
